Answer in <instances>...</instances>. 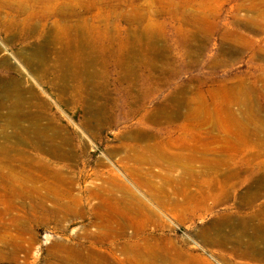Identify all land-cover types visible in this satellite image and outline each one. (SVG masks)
I'll use <instances>...</instances> for the list:
<instances>
[{
    "label": "rangeland",
    "instance_id": "rangeland-1",
    "mask_svg": "<svg viewBox=\"0 0 264 264\" xmlns=\"http://www.w3.org/2000/svg\"><path fill=\"white\" fill-rule=\"evenodd\" d=\"M261 175L264 0H0V264H264Z\"/></svg>",
    "mask_w": 264,
    "mask_h": 264
},
{
    "label": "bare ground",
    "instance_id": "bare-ground-1",
    "mask_svg": "<svg viewBox=\"0 0 264 264\" xmlns=\"http://www.w3.org/2000/svg\"><path fill=\"white\" fill-rule=\"evenodd\" d=\"M5 86L7 89V90L5 89L6 92H11V91L14 92V82L12 80H10ZM157 111H158V109H157ZM136 130H138V129H136ZM129 134H131V132H129ZM138 135H140V134H138ZM140 146H142V145L140 144ZM133 150H134V148H133ZM132 159H131V161H132ZM150 160H151V158H150ZM215 160H216V158H209L208 161H200L198 165H196V164H193V165L183 164L182 165V172L187 177L191 178L192 180H194V179L196 180V176H199L200 174L214 173L213 176H210L211 178L207 177L203 180H199L198 185H200V186L207 185V187H209V188H211V187L216 188L215 185L212 186L210 184V181L211 180L220 181L222 174H224L225 172H228L229 169L226 168V166L223 165L222 163L215 162ZM121 185L123 186L122 183H121ZM252 187L253 188L256 187V189H259V190L258 191H252L251 188H248L244 192V195L240 197V200H241L240 202L242 204L247 205L248 208L253 206L254 204L252 205V202L255 201L259 197V194L261 192H264V175H261L260 178H258L256 181H254ZM218 189H220V188H218ZM257 206H258V209L256 211H254V214L253 213L250 214L251 211L247 212L246 215L241 216L237 220L232 219L230 216H226V217L221 218L216 223V225H218L219 228H223L226 226L230 227V229H229L230 232L226 233L224 236H222V242H228V243L234 242L235 244L242 247V249H241L242 251L239 248L232 247L230 250H232L233 254H236L237 252L240 251L239 252L240 254H248V255H252V256H255V255L264 256V202L261 201V203L260 204L258 203ZM252 212H253V210H252ZM247 218L257 220L256 224H253V226L250 228V230H247L245 228V224L249 223ZM76 260H81V257L80 258L76 257L74 259L67 257V258L63 259V261L66 264H80L79 261H77L79 263H75ZM83 260H84V258H83ZM81 264H83V263H81Z\"/></svg>",
    "mask_w": 264,
    "mask_h": 264
}]
</instances>
